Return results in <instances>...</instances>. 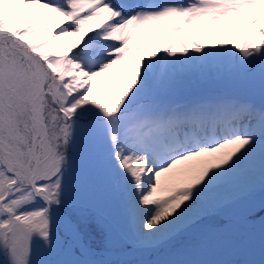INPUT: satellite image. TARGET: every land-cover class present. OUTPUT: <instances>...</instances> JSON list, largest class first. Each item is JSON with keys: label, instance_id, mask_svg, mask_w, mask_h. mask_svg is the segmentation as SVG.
Segmentation results:
<instances>
[{"label": "snow or ice", "instance_id": "6c2138e0", "mask_svg": "<svg viewBox=\"0 0 264 264\" xmlns=\"http://www.w3.org/2000/svg\"><path fill=\"white\" fill-rule=\"evenodd\" d=\"M0 264H264V0H0Z\"/></svg>", "mask_w": 264, "mask_h": 264}, {"label": "rangeland", "instance_id": "374dc122", "mask_svg": "<svg viewBox=\"0 0 264 264\" xmlns=\"http://www.w3.org/2000/svg\"><path fill=\"white\" fill-rule=\"evenodd\" d=\"M214 225H217L215 222H212ZM240 233H232L228 234V232H224L219 236L220 246L209 253L206 257L208 259H228V260H243L246 257V254L241 247L242 243V233L243 229L239 231ZM258 243V239H257ZM146 258L148 260H159L168 258L165 254H150L147 255Z\"/></svg>", "mask_w": 264, "mask_h": 264}, {"label": "bare ground", "instance_id": "6f19581e", "mask_svg": "<svg viewBox=\"0 0 264 264\" xmlns=\"http://www.w3.org/2000/svg\"><path fill=\"white\" fill-rule=\"evenodd\" d=\"M214 226L217 227V230H218V232H220V233L228 232L227 230H228L229 227H230L227 223H225V224H223V225H219V224H217V225H214ZM235 227H236V229L238 230V231H236L235 233H240L239 231H240L241 229H243V227L240 226V225H236ZM148 255H150V254H148ZM146 256H147V255H144L143 257H140V258L146 260ZM147 260H148V259H147Z\"/></svg>", "mask_w": 264, "mask_h": 264}]
</instances>
